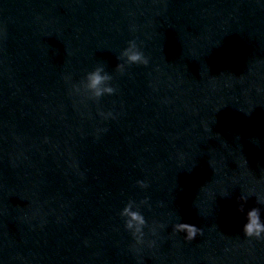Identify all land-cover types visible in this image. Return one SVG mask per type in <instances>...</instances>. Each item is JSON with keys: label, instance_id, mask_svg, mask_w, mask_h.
Returning <instances> with one entry per match:
<instances>
[{"label": "clouds", "instance_id": "9594fccd", "mask_svg": "<svg viewBox=\"0 0 264 264\" xmlns=\"http://www.w3.org/2000/svg\"><path fill=\"white\" fill-rule=\"evenodd\" d=\"M118 59L124 61L123 63H118L116 65V71L121 75L125 73L126 65L137 64L147 66L149 64V58L144 55L135 40H130L128 42V46L122 51ZM66 79L70 80V77H66ZM112 80L113 77L105 71L103 66H98L93 71L88 72L84 82H86L87 90L91 93V95L87 96V98L99 101V99L106 94L113 95L117 89L111 86L110 82ZM72 87L75 93H80V85H73ZM100 115L107 118L111 117L112 113L101 112ZM137 184L142 189L149 187L148 183L143 180H138ZM240 199L246 202L248 197L241 195ZM148 203L149 201L147 197L141 200L139 204L130 199L120 212V216L125 218L126 230L131 232V235L138 245L144 243L145 233L143 229L147 226V221L139 209L141 205H148ZM256 203L264 204V198H257ZM240 211H244L243 205L240 206ZM150 230L153 234H155L156 227L153 226ZM173 231L175 233H184V239L186 241H192L197 237V235L203 234L202 228L183 222L175 223L173 225ZM242 231L243 235L247 238L264 240V221L261 220L260 207H252L246 212V223L243 225ZM154 244L155 241L149 242L150 247Z\"/></svg>", "mask_w": 264, "mask_h": 264}, {"label": "water", "instance_id": "95a60500", "mask_svg": "<svg viewBox=\"0 0 264 264\" xmlns=\"http://www.w3.org/2000/svg\"><path fill=\"white\" fill-rule=\"evenodd\" d=\"M264 8V0H248Z\"/></svg>", "mask_w": 264, "mask_h": 264}]
</instances>
